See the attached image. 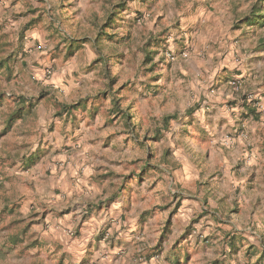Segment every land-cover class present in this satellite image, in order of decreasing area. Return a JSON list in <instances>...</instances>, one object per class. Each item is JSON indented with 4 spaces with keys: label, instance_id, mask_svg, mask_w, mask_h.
I'll return each mask as SVG.
<instances>
[{
    "label": "rangeland",
    "instance_id": "374dc122",
    "mask_svg": "<svg viewBox=\"0 0 264 264\" xmlns=\"http://www.w3.org/2000/svg\"><path fill=\"white\" fill-rule=\"evenodd\" d=\"M12 1L0 264H264L260 0Z\"/></svg>",
    "mask_w": 264,
    "mask_h": 264
},
{
    "label": "trees",
    "instance_id": "16d2710c",
    "mask_svg": "<svg viewBox=\"0 0 264 264\" xmlns=\"http://www.w3.org/2000/svg\"><path fill=\"white\" fill-rule=\"evenodd\" d=\"M259 21L261 25H264V0H260V5L257 6V10L255 13L251 15V17L248 19V22L253 23ZM81 45V42L78 39H71V42L69 44V53L73 52L77 47ZM147 61L152 62L153 58L150 57L149 52H146ZM71 107L68 105H64L63 109L66 111H69ZM63 110V111H64ZM175 115H168L164 118V121L166 124L170 121V119L174 118ZM14 114L11 115L10 121L8 122V125L5 129V132L11 127L13 121H14ZM32 159H30L31 161Z\"/></svg>",
    "mask_w": 264,
    "mask_h": 264
},
{
    "label": "crops",
    "instance_id": "0c3cea01",
    "mask_svg": "<svg viewBox=\"0 0 264 264\" xmlns=\"http://www.w3.org/2000/svg\"><path fill=\"white\" fill-rule=\"evenodd\" d=\"M6 1V0H5ZM5 1H3V0H0V8L3 10V8H2V5H3V2H5ZM10 2V4L12 5V0H9ZM45 1H47V0H45ZM87 0H78L77 1V4L75 5V6H73V7H77V8H79V9H82V8H85V5H83L84 4V2H86ZM11 5H6V8H10L11 7ZM64 5V4H63ZM66 5H68V4H66ZM49 7H50V5H49ZM4 129H6V127H4ZM9 130V129H8ZM8 130L5 132V130H3L2 131V133H0V136H1V134H5V133H7L8 132ZM22 142H24V139H22ZM22 142H20L21 144H22ZM16 151V149H15V147L14 148H12V149H10L9 147H7V146H4V139H3V136L2 137H0V157L2 156L3 157V159H5V158H7V153L8 152H11V153H14ZM21 154L23 155L24 154V151H21ZM28 157H29V159H33V157H31V155H30V153H28L27 155H26V158H25V161H27V159H28ZM28 159V160H29Z\"/></svg>",
    "mask_w": 264,
    "mask_h": 264
},
{
    "label": "built area",
    "instance_id": "2783aa9c",
    "mask_svg": "<svg viewBox=\"0 0 264 264\" xmlns=\"http://www.w3.org/2000/svg\"><path fill=\"white\" fill-rule=\"evenodd\" d=\"M49 73H50V71H48ZM234 84H236V83H234Z\"/></svg>",
    "mask_w": 264,
    "mask_h": 264
}]
</instances>
